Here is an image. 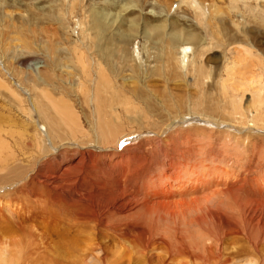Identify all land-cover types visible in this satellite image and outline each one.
Instances as JSON below:
<instances>
[{
  "label": "rangeland",
  "instance_id": "374dc122",
  "mask_svg": "<svg viewBox=\"0 0 264 264\" xmlns=\"http://www.w3.org/2000/svg\"><path fill=\"white\" fill-rule=\"evenodd\" d=\"M0 38L5 40L0 45V264H254L249 259L255 252L242 233L225 237L220 254L214 249L216 258L204 254L210 238L204 241L206 232L197 233V226L191 228L200 250L191 243L181 246L185 224L180 221L144 222L136 215L124 220L113 213L101 225L91 220L90 204L103 201L86 198L90 180L72 182L78 170L54 159L64 155V147L82 144L76 140L97 144L99 132L94 139L82 133L74 138L53 102L72 103L89 135L104 123H120V150L133 144L144 148L143 135L152 137L153 131L162 138L183 126L173 147L177 155L183 151L193 162L227 167L235 177L241 172L264 179V0H0ZM28 42L31 49L24 45ZM30 50L31 61L21 65L17 57ZM34 69L54 77L52 89L28 86L23 95L14 92L17 72ZM40 105L50 107L53 123L42 119L35 108ZM44 121L62 135L53 143L44 136L41 151L34 135L38 128L46 134ZM161 152L159 162L165 157ZM38 168L44 173L31 179ZM56 175L57 181L49 177ZM102 209L105 215L108 208ZM127 219L144 222L154 236L165 235L159 232L165 229L173 247L137 248L130 236L134 225L127 224L128 235L114 230Z\"/></svg>",
  "mask_w": 264,
  "mask_h": 264
},
{
  "label": "bare ground",
  "instance_id": "6f19581e",
  "mask_svg": "<svg viewBox=\"0 0 264 264\" xmlns=\"http://www.w3.org/2000/svg\"><path fill=\"white\" fill-rule=\"evenodd\" d=\"M73 7H74V4H73ZM16 39L18 38L16 37ZM23 40L24 39L19 37L18 41L25 42ZM4 42L5 40L0 38V45L1 44L3 45ZM10 44H14V46L19 45L17 43H10ZM32 44L33 42H28L24 45H27L26 48L31 49ZM24 54L23 55L20 54L17 57L18 62L21 65H25L28 61H31V57L34 55L31 50L29 52H25ZM3 67H5L4 64H3ZM10 70L11 69L6 68L5 72H8V73L13 72ZM25 72L26 70L22 72H17V74H19L17 75L19 82L16 81L17 84L12 82L13 85L16 86V88L14 89L15 90L14 92L21 93L23 95L24 93L22 92L23 88L24 87L26 88L28 86L30 88L34 86H43L45 87L44 89H48V90L52 89L50 85H52L54 77H52L53 78L52 79L49 75L41 74V72H39L38 74V72H36L35 69L30 71L29 74ZM2 74L1 76H3ZM104 78L105 77H103V79ZM62 93L64 94L65 92L63 91ZM60 100L53 102V106H54L53 108L54 110L56 109L58 112L59 121L64 123L66 126H68V130L70 131V133L73 135L74 138L77 137L78 139V136H77L79 135L78 133H82L83 136L93 138L95 137V134L99 132L97 136L95 137V140H97V144H95L94 142V144L90 145L86 139H82L81 142L76 140L77 145L78 143L80 144L82 143V144L79 145L78 147H64L62 150V154L64 153V155L61 156L60 158L58 157V160H56L57 156L54 159V161H60V163L66 162V164L68 165L69 164L73 165L74 168L78 170V172L77 171L75 172V177L70 178L72 182H75L77 178H81V177H82L81 178L82 180H85V179L90 180L88 188L91 190V192L89 193L85 192L87 194L86 198L100 200V203L103 201L102 202L103 205L102 204L100 205L98 203L94 204V202H98L95 200H93L94 202L92 201L93 203L90 202L92 203L90 204L91 205L90 207L94 208V209H91V212H89L90 213L89 218H91V220H93L94 222L98 224L100 223L101 225V223L106 220L107 216L113 213V214L120 215L121 219L124 218V220L128 217H131V216L134 217L133 215H136L138 219H143L144 222H146L147 220H149L150 222L155 220L156 222L158 221L159 223H162V222L168 223L169 221L177 223L180 221V223L182 222L183 224H185L184 226L185 232L183 231L184 235L180 236V240L178 237H176L178 238L179 242L183 244L181 246L187 247L188 244L191 243V245L197 246L196 250L197 249L200 250L201 248L200 247L201 244L199 243L200 239L198 238V236H194V234L192 233V228H191V227L197 226V228L194 227L197 229L196 230L197 233L201 234L200 233L201 231L206 232V233L201 234V237L203 238L204 241H205L206 235L209 236L210 238L209 243L205 244L204 246L205 247L203 251L204 254L210 253L212 255L214 253V249H216L218 251L217 253L220 254V249L222 247L220 245L223 242V239L225 237L231 236L232 234L237 235V233H242V235H244V237L249 241V243L251 244V247L253 248L255 252L254 256H252L249 259V261L254 262V264H264V257L259 256L260 247L263 246L262 244H264V179L263 178H256V177L254 178L251 176L249 177L247 174L244 176H241L240 175L241 172L238 176L235 177L233 174H231L232 171L228 169L227 167L221 166V167L214 168V167H211L209 164L193 162L192 161L193 159L192 160L190 159L191 155L188 152L187 153L190 155V158L188 157L189 159L188 158L186 159L185 156H183L184 155L183 151L181 153L179 152L180 155H177V150L173 147H175L174 144L177 145L179 143V142L177 143L176 138L177 136H179L177 133L181 132V130L179 131L178 129H181V127H183L181 126V124H180L181 127L180 128L177 127V130H175L176 127L172 128L169 131L168 135H166L165 137L163 136L164 138L159 137V133H154L152 130L151 131L153 133L150 132L149 134H156L157 137H155L156 135L152 137L149 135L148 136L143 135L142 137H143V140L145 141L144 148H142L141 146L142 144L140 146L133 144V146H129V147H126L123 145L124 146L123 149L120 150L119 146L116 145L117 140H118V137L116 135L117 133H121L119 132L120 123L118 122H110L107 124L104 123V125L100 126L99 131L95 130L94 132H92L93 136L91 134L89 135L85 131V129H83L81 120L78 116L77 111L73 108L72 103L71 104L66 103V100L62 98H60ZM22 102H24L23 99H22ZM65 104H67V106H65ZM35 108L39 111L40 116L41 115L43 116L42 119L48 118L53 123V120L51 118L52 113H51V110L49 111V108H50L49 106H46V108H43L40 105L38 107L35 106ZM128 111H130V109ZM143 114L144 113H142V115ZM196 121L199 122L200 120L197 119ZM56 123L57 125H59L58 122ZM185 123L188 124L191 122L185 121L184 124ZM206 123L211 124L208 121H205L204 124ZM44 124H45V121H44ZM112 124H115V126H113ZM147 124H151V123H147ZM175 124L179 125V123H173L170 125L174 126ZM193 124H196V123L194 122ZM110 125L113 127H111ZM141 125L142 124L138 126L141 127ZM45 126H46V129H45L46 134L43 133L40 128H38V131L34 135L35 140L38 144V147H40L41 151L43 149V146L41 144V139H43L44 136L49 137V139L53 143L54 139L60 138L62 135L61 131H59V128L51 127L49 123H46ZM24 127L26 128V126ZM192 127L193 126H191V128ZM112 128H115V129H112ZM187 130H189V128ZM173 134H175L174 137H173ZM182 136H184V134ZM135 139L136 138L133 137L134 141ZM90 140L92 139H89L88 141ZM187 140H190V139H187ZM187 140H185L184 142H186ZM150 141L152 142L155 141L156 143L150 144ZM180 143L183 144L182 141H180ZM164 144L165 145L167 144L169 147H171L172 150L174 149V152L169 150V147H167L168 148L166 149L167 154H165V151H163L165 147ZM170 145H173V146H170ZM191 147H193V145ZM56 150L57 149H55V151ZM160 151L164 152V153L161 152L162 155L165 154L164 155L165 157L161 159V162L156 160L157 153H159ZM46 152L50 153L52 151L46 148ZM58 165L60 164L58 163ZM152 167L157 168V170L153 171V173L149 176L148 174L151 172L150 169ZM40 168L43 170L42 167ZM153 168L151 170H153ZM38 169L31 179H36L38 177L37 176L38 174L44 173L41 169L39 170ZM83 170H85V173L83 172ZM54 173L56 174V172ZM49 177L56 178V181L59 178L57 175L54 177L52 176H49ZM80 192L81 191H79L78 193ZM74 200L72 201L77 202ZM115 204L117 205V207L115 206ZM111 206H113L112 207L113 209H109V207ZM102 208L109 209V210L108 209L106 210L105 215L103 214L104 211H102L103 210ZM110 218L112 217L110 216ZM118 221H116V223ZM123 222L124 221H122L120 225L118 224L114 225V230L118 229L120 230V233L124 235H128V234H131L132 232L129 233V227L131 226H128L127 224L130 223L134 225L136 227V229H134V231L136 230V233L130 236H133V238H135L136 241L138 242V245L136 244L135 246H137V248H140L138 246H141L143 251L148 250L147 248L148 247L150 248L152 244L165 243L167 246H170V247L172 246L170 244H172L173 241L172 243L171 241H169L171 237L169 236V234L171 233H168L167 231L165 233V229L163 228H162L163 230H160L159 232L163 231L165 235H162L159 233L160 235L158 234L157 236H154L152 233H149L148 229L143 224L144 222L141 224H136V223H133L132 221H129V219H127L126 222L124 223ZM182 223H181V226H183ZM148 224H151V223H148ZM211 238H212V241H211ZM176 240L177 239H175V241ZM184 250H186V248ZM167 252H168V249H167ZM216 256L217 254L215 255V257ZM224 261L226 262V260H223V263ZM217 262L221 263V260Z\"/></svg>",
  "mask_w": 264,
  "mask_h": 264
}]
</instances>
